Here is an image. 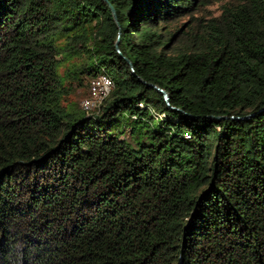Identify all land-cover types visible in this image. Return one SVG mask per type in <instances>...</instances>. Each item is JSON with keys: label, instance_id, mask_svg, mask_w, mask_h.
I'll use <instances>...</instances> for the list:
<instances>
[{"label": "trees", "instance_id": "trees-1", "mask_svg": "<svg viewBox=\"0 0 264 264\" xmlns=\"http://www.w3.org/2000/svg\"><path fill=\"white\" fill-rule=\"evenodd\" d=\"M211 1L0 0V264H264V0Z\"/></svg>", "mask_w": 264, "mask_h": 264}, {"label": "rangeland", "instance_id": "rangeland-1", "mask_svg": "<svg viewBox=\"0 0 264 264\" xmlns=\"http://www.w3.org/2000/svg\"><path fill=\"white\" fill-rule=\"evenodd\" d=\"M226 0H218V1H211L206 3L205 5L201 6L198 9L197 14L199 15H204V16H215L218 15L221 11V5L225 2ZM64 70V66H60L58 68V71L62 73ZM67 84V82H65ZM71 90L68 95L64 98L63 103L67 105V107L71 106H78L80 109L85 111L82 107V100L88 96V87H89V80L85 82L84 86H77L75 82L70 84ZM88 114H93L97 113L98 111H85Z\"/></svg>", "mask_w": 264, "mask_h": 264}, {"label": "built area", "instance_id": "built-area-1", "mask_svg": "<svg viewBox=\"0 0 264 264\" xmlns=\"http://www.w3.org/2000/svg\"><path fill=\"white\" fill-rule=\"evenodd\" d=\"M113 87V80L104 72L97 73L89 83V94L81 102L85 111H98L103 100L109 95ZM88 114V112H87ZM163 114L155 115V118H161ZM189 135L184 132V137Z\"/></svg>", "mask_w": 264, "mask_h": 264}, {"label": "water", "instance_id": "water-1", "mask_svg": "<svg viewBox=\"0 0 264 264\" xmlns=\"http://www.w3.org/2000/svg\"><path fill=\"white\" fill-rule=\"evenodd\" d=\"M104 1H106V0H104ZM110 9H111L112 17H113V19L115 20V15H114V13H113V10H112L111 7H110ZM115 47H116L117 51L119 52V50H118V39H117L116 42H115ZM155 88H156L159 92L162 93L165 102L168 104V94H167V92H166L165 90H163V89L157 87V86H155ZM169 107H170L171 109H176L175 107L170 106V105H169ZM247 116H249V115H247ZM247 116H246V117H247ZM220 117H221V116H219V117H217V118H220Z\"/></svg>", "mask_w": 264, "mask_h": 264}]
</instances>
